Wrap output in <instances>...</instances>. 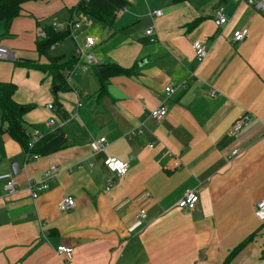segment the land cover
Listing matches in <instances>:
<instances>
[{
  "label": "crops",
  "instance_id": "1",
  "mask_svg": "<svg viewBox=\"0 0 264 264\" xmlns=\"http://www.w3.org/2000/svg\"><path fill=\"white\" fill-rule=\"evenodd\" d=\"M127 1L112 26L95 20L78 32L79 41L85 33L97 38L96 62L66 70L64 90L33 65L48 63L36 50L37 32L53 23L63 30L78 0H27L7 30L0 20V45L14 55L0 58V82L14 83L12 99L30 106L25 132L61 128L66 136L62 149L26 159L0 113V173L12 172L13 161L20 167L14 193L0 180V264H223L246 238L226 264H264V219L254 214L264 199V12L234 0ZM218 5L227 18L221 26L211 15ZM154 9L161 14L150 15ZM234 30H245L244 39L233 41ZM73 40L68 53H53L60 41L49 54L75 56ZM196 41L208 46L200 62ZM111 62L133 72L109 76L99 93L96 66ZM166 86L174 87L169 95ZM159 104L165 116L150 118ZM243 112L252 118L232 132ZM101 136L107 144L93 152L89 141ZM234 147L240 153L230 158ZM107 155L128 161L123 176L104 168ZM53 164L73 170L32 198L28 181ZM189 189L199 200L183 211L176 202ZM65 195L75 204L60 211ZM139 207L144 218L136 216ZM58 244L73 247L70 258L56 254Z\"/></svg>",
  "mask_w": 264,
  "mask_h": 264
},
{
  "label": "built area",
  "instance_id": "2",
  "mask_svg": "<svg viewBox=\"0 0 264 264\" xmlns=\"http://www.w3.org/2000/svg\"><path fill=\"white\" fill-rule=\"evenodd\" d=\"M237 3H245L247 5H250L257 10L264 12V0H234ZM127 10V6H122L118 12H123ZM150 15L159 16L161 14L160 9H154L149 12ZM211 15L214 18V23L217 26L224 25L227 22V18L225 16L223 7L218 5L214 7L211 10ZM88 16L84 15H78L77 17L74 15L67 23L65 24L64 29H68L69 33L68 36L75 39L76 42V49H75V56L77 57V63L73 65V68H79L82 71H86L90 65L94 64L96 62V58L93 55L91 49L97 42V38L90 34H82L81 41L77 40L79 31L82 30L83 27H88L92 20L91 18H87ZM53 26H57V24L53 23ZM79 32V33H78ZM146 34L152 33V28L149 27L145 30ZM38 36L43 38L45 37V31L43 29H39L37 32ZM246 35L245 30H234L233 32V41H241L244 39ZM154 39V38H151ZM192 48L194 51V54L196 56V59L200 62L202 61L208 54V46L206 43L201 41H196L192 44ZM13 53L4 45H0V58H11L13 57ZM166 95H169L173 92L174 87L173 86H166L165 88ZM210 94L214 95L215 90L211 89ZM46 107L49 108L52 111H55V106L53 103H47ZM167 110L166 106L164 104H159L156 107L150 109L148 116L152 119H161L165 116ZM252 118V115L249 112H243L241 115H239L237 118L234 119V121L231 124V131L232 132H238L250 119ZM55 123L54 118H50L45 122V125L47 127L53 128ZM138 130H136L137 132ZM132 134L135 132H131ZM44 132L39 128H34L31 135L28 139V148H32L34 144L43 137ZM107 144V140L104 136H101L97 139H93L89 141V147L93 152L103 150L104 147ZM240 153V148L234 147L230 150L228 153V157L232 158L234 156H237ZM40 155L38 153H29L26 152L25 157L26 159L33 158L37 159ZM93 162H89V166L91 167ZM102 165L105 169H107L110 173H112L113 177H121L123 176L129 167L127 160H122L115 156L107 155L102 159ZM78 167H81L80 164H78ZM72 171V166L62 167L60 164H53L49 166L44 174L43 177L38 180H29L27 183V188L30 191V195L32 198H37L42 191L47 189L50 186V182L56 178V176L61 171ZM0 180H3L4 182V189L6 191V194H12L16 191L18 182L14 178V174L11 171L8 172H2L0 173ZM111 185V181L107 183L105 186V191L109 190V187ZM144 196H149V192H145ZM198 194L194 189H189L184 192V194L179 198V200L176 202V205L178 208H180L183 211L192 210L196 207V204L198 202ZM75 204V200L71 195H65L61 201L59 202V209L60 211H68L70 210ZM254 214L260 218L264 219V199L258 200L254 204ZM137 217L144 218L146 216V211L143 207H139L137 210ZM55 252L58 256H63L65 258H70L73 254V247L66 244H58L55 247Z\"/></svg>",
  "mask_w": 264,
  "mask_h": 264
},
{
  "label": "trees",
  "instance_id": "3",
  "mask_svg": "<svg viewBox=\"0 0 264 264\" xmlns=\"http://www.w3.org/2000/svg\"><path fill=\"white\" fill-rule=\"evenodd\" d=\"M27 0H0V20L4 22L5 30L9 27L11 21L19 14L21 4ZM180 2L182 0H172ZM127 0H78L71 7V14L82 12L93 20L103 22L108 26L114 23L118 10L127 5ZM72 18V17H71ZM45 37L40 38L36 42V50L39 55H44L48 59L47 64H33L37 68L47 71L52 75L53 84L57 89L68 88V82L65 77V71L69 70L77 63V57H69L64 59L63 56H51L49 48L54 43L62 41L68 36L69 30H56L52 25L46 24L43 26ZM25 64V63H24ZM29 64V63H28ZM131 68H125L116 63L98 64L95 69L96 76L99 79V93L105 87V82L109 76L115 74H132ZM16 85L12 82H0V113L2 122L5 123V131L11 138L16 140L22 150L26 153H38L46 155L65 147L66 136L61 128H55L52 131L44 133L32 148H28L29 135L25 132L22 116L30 107L24 104L17 103L12 99V94ZM247 241V238L236 245L229 251L225 257L223 264H226Z\"/></svg>",
  "mask_w": 264,
  "mask_h": 264
},
{
  "label": "rangeland",
  "instance_id": "4",
  "mask_svg": "<svg viewBox=\"0 0 264 264\" xmlns=\"http://www.w3.org/2000/svg\"><path fill=\"white\" fill-rule=\"evenodd\" d=\"M62 1H64V0H62ZM61 14H65L66 15V11H65V9H63L62 10V12H61ZM84 15V16H87V15H85L84 13H82V12H77V13H74L73 14V16L75 15L76 17L78 16V15ZM72 16V17H73ZM58 17V19H59V16H54L53 18H57ZM53 18L51 17V18H49V20H53ZM87 18H89L90 19V17H87ZM58 21V20H57ZM92 21H95V20H93L92 19ZM61 23V22H60ZM94 23V22H93ZM62 24V23H61ZM53 26V25H52ZM56 30H58L57 29V26H53ZM90 27V26H89ZM88 27V28H89ZM87 28V29H88ZM92 28V27H91ZM90 28V29H91ZM94 34H95V32H94V29H93V31H92ZM62 45H59V46H56L55 47V49L53 50L54 52L53 53H59L60 51H63V52H66V53H68L69 52V49L71 48V46H73L72 45V42H74V40L71 38V37H66V38H64L62 41ZM45 57V56H44ZM36 106V105H35Z\"/></svg>",
  "mask_w": 264,
  "mask_h": 264
},
{
  "label": "water",
  "instance_id": "5",
  "mask_svg": "<svg viewBox=\"0 0 264 264\" xmlns=\"http://www.w3.org/2000/svg\"><path fill=\"white\" fill-rule=\"evenodd\" d=\"M11 170H12V173H13V174H17V173H19V171H20V167H19L18 162L13 161V162L11 163Z\"/></svg>",
  "mask_w": 264,
  "mask_h": 264
}]
</instances>
